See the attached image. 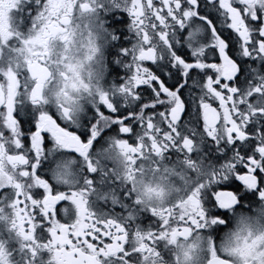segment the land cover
<instances>
[{"label":"snow or ice","instance_id":"1","mask_svg":"<svg viewBox=\"0 0 264 264\" xmlns=\"http://www.w3.org/2000/svg\"><path fill=\"white\" fill-rule=\"evenodd\" d=\"M0 264H264V0H0Z\"/></svg>","mask_w":264,"mask_h":264}]
</instances>
